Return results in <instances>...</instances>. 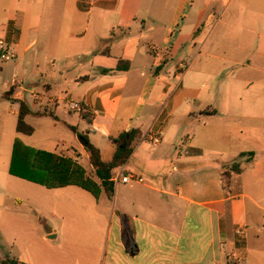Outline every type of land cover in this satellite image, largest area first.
<instances>
[{
    "label": "crops",
    "instance_id": "obj_1",
    "mask_svg": "<svg viewBox=\"0 0 264 264\" xmlns=\"http://www.w3.org/2000/svg\"><path fill=\"white\" fill-rule=\"evenodd\" d=\"M34 4H28V29L39 30L46 10ZM118 4L75 0L73 11L84 17L83 24L76 30L71 24L54 28L59 33L45 45L53 51L49 73H40L28 91L15 78L10 88L15 86L14 95L30 93L25 101L32 112H51L56 122L62 115L66 127H74L71 115L77 114V127L83 125L77 131L88 134L103 162L113 157L111 138L139 130L141 141L120 170L141 182L120 184L113 196L101 189L96 197L76 186L43 187L67 197L48 215L54 224L42 236V253L8 259L19 264H260L264 0H179L159 43L153 40L159 26L137 17L126 21ZM20 5L21 0H0V41L14 56L21 51L25 12ZM99 21L107 22L103 32ZM119 62L128 69L116 71ZM4 94L0 105H17L10 112L16 131L19 107ZM69 102L79 103L86 117L70 111ZM16 137L10 129L5 132V122L0 125V156L11 159ZM74 137L75 151L88 161ZM238 227L245 228L243 240L235 235Z\"/></svg>",
    "mask_w": 264,
    "mask_h": 264
},
{
    "label": "rangeland",
    "instance_id": "obj_2",
    "mask_svg": "<svg viewBox=\"0 0 264 264\" xmlns=\"http://www.w3.org/2000/svg\"><path fill=\"white\" fill-rule=\"evenodd\" d=\"M31 3H35L34 5L38 8L41 7L46 10L44 14L39 15L42 22L39 30L28 29L27 20L31 17L28 4ZM74 3L75 0H39L37 2L35 0H21L20 8L25 12L21 15V51L8 62L0 60V95L9 91L13 78L20 81L23 84V89L28 91L34 87L32 85L38 84L40 73L42 75L49 73L50 64L48 61L53 51H51L49 46L45 45H48L49 41H51L49 43L51 45L53 36L59 33L54 28L63 24H71L74 26L73 29L76 30L78 26L83 24L84 17L77 15L73 11ZM178 5L179 0H119L118 4L125 12L124 18L126 21L128 20L129 22V17L130 20L137 17L138 20H145L147 24L159 26V29H157V32L153 36L155 43H159L163 39L164 31L167 29L172 18V13ZM37 7L35 9L39 10ZM106 23L103 25L99 21L96 24L97 29L103 32V27L107 25ZM49 24L51 27H49ZM172 33L170 31L166 39H169ZM34 40L36 41L35 46L29 49V51L22 53L25 46ZM157 54L159 57L163 56L160 52ZM210 67L213 70L216 66L211 65ZM27 93L20 91L13 97L29 102L30 93ZM41 110L40 108L38 111ZM16 111V104L3 103L0 105V125H3L5 122L6 133H9L10 129V133L12 132L17 135L16 139H19L25 146L49 153L55 152L57 155L70 160L75 167L84 172L86 178L99 184L89 162L85 160L81 153L75 151L74 134L61 122L62 115L57 114L59 118L57 122L49 117L26 118L25 122L34 129V133L31 136H24L18 135L13 126L16 123V116H13L10 112L14 113ZM48 111H51V109ZM79 115L82 116L83 113H79ZM71 118L74 120L72 125L78 131H82V122L80 121L81 125L78 127L75 122L78 119L77 114H72ZM61 150L65 151L62 152ZM9 161V154H1L0 259L18 258L29 253L33 255L42 253L40 250L44 247L42 236L46 229L54 224L50 223L51 220L48 215L51 213L55 202L67 197L63 194V191L47 190L27 181L11 177L8 174ZM114 193L115 188L113 189L112 196ZM34 210L40 211L41 216L39 217L34 214ZM260 261V264H264V257ZM252 264L258 263L254 261Z\"/></svg>",
    "mask_w": 264,
    "mask_h": 264
},
{
    "label": "trees",
    "instance_id": "obj_3",
    "mask_svg": "<svg viewBox=\"0 0 264 264\" xmlns=\"http://www.w3.org/2000/svg\"><path fill=\"white\" fill-rule=\"evenodd\" d=\"M199 32L200 31L197 30L194 36ZM127 69V63L119 62L116 71H125ZM103 73L106 74L108 72L105 71ZM14 91L15 86H12L10 90L4 94L3 99L18 104L19 108L16 124V132L18 134L31 136L34 133V129L25 122L27 116H47L56 120L51 112H32L24 99L13 97ZM82 116L86 117V114L84 113ZM67 127L77 137L79 144L87 154L89 164L99 184L86 178L84 172L75 167L70 160L54 153L27 147L18 139H15L13 143L8 170L9 175L47 189H61L68 186H76L95 197L99 195L101 189H103L108 196H111L114 189V184L111 179L115 172L126 164L134 148L141 141V132L133 129L121 133L116 138H111L110 141L114 148V154L111 161L103 162L99 150L91 144L87 133L78 132L75 127L70 125ZM232 168L234 172H239L236 164H234ZM120 217L123 220H127L126 216L120 215ZM0 264H19V262L13 259H4L0 261Z\"/></svg>",
    "mask_w": 264,
    "mask_h": 264
},
{
    "label": "built area",
    "instance_id": "obj_4",
    "mask_svg": "<svg viewBox=\"0 0 264 264\" xmlns=\"http://www.w3.org/2000/svg\"><path fill=\"white\" fill-rule=\"evenodd\" d=\"M15 58L14 54L11 52L9 46L5 44L3 41H0V60H3L4 62L10 61L11 59ZM68 108L70 111L81 113L83 111V108L81 105L77 102H69ZM153 144L158 143V139L154 138L152 140ZM112 183L116 187L118 184H128L130 182L136 181L141 182L140 179H137L133 176L124 174L122 170H118L115 172L113 178L111 179ZM235 235L239 240H243L246 237V231L244 227H238L235 230Z\"/></svg>",
    "mask_w": 264,
    "mask_h": 264
}]
</instances>
